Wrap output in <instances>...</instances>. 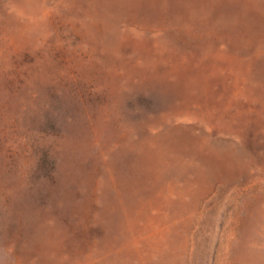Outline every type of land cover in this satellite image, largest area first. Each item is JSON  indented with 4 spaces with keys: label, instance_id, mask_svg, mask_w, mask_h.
Here are the masks:
<instances>
[{
    "label": "rangeland",
    "instance_id": "374dc122",
    "mask_svg": "<svg viewBox=\"0 0 264 264\" xmlns=\"http://www.w3.org/2000/svg\"><path fill=\"white\" fill-rule=\"evenodd\" d=\"M0 264H264V0H0Z\"/></svg>",
    "mask_w": 264,
    "mask_h": 264
}]
</instances>
